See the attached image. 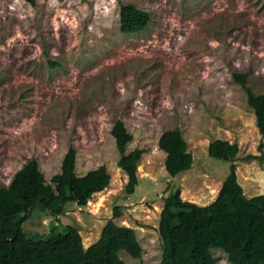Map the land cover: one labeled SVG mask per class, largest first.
Returning <instances> with one entry per match:
<instances>
[{
  "label": "rangeland",
  "instance_id": "obj_1",
  "mask_svg": "<svg viewBox=\"0 0 264 264\" xmlns=\"http://www.w3.org/2000/svg\"><path fill=\"white\" fill-rule=\"evenodd\" d=\"M129 4L151 15L146 31H120V8ZM238 73L255 95L264 93V0H0V188L32 159L51 184L71 147L79 176L101 166L111 175L86 207L69 203L54 217L38 205L26 233L75 226L87 249L112 219L135 229L144 250L141 260L120 252L126 264H161L164 199L180 190L183 200L207 206L230 173V162L209 157L216 140L238 145L245 195L264 194V159L245 161L264 155V135ZM117 121L133 135L127 151L145 152L134 194L117 165ZM174 129L194 163L173 178L158 141ZM213 255L231 264L223 251Z\"/></svg>",
  "mask_w": 264,
  "mask_h": 264
},
{
  "label": "trees",
  "instance_id": "obj_2",
  "mask_svg": "<svg viewBox=\"0 0 264 264\" xmlns=\"http://www.w3.org/2000/svg\"><path fill=\"white\" fill-rule=\"evenodd\" d=\"M26 1L36 4V0ZM150 22L148 12L133 4L121 6L123 34L142 33ZM233 78L246 91L259 133L264 135V93L252 92L247 74H234ZM111 134L120 155L117 165L127 176L126 192L134 194L139 185L138 166L145 152L140 148L127 151L133 135L124 122L117 121ZM158 146L166 153L165 169L171 177L192 168L194 158L180 129L164 132ZM258 149L263 152L264 143ZM238 153V145L229 141L216 140L209 145V157L231 163L230 173L211 204L200 206L185 201L180 190L164 199L159 225L161 264H216L214 249L223 251L231 264H264V194L252 198L245 195L234 164ZM263 159V154L249 155L245 161ZM76 161L77 151L71 147L62 161L61 173L48 184L39 162L32 159L17 171L9 186L0 188V264H126L119 256L122 251L142 259L144 250L136 230L119 226L112 219L100 239L87 249L75 226H66L62 232L53 228L46 237L26 233L24 223L38 205L42 211L59 217L67 204L86 207L95 194L109 187L107 167L79 176ZM119 215L116 208L114 217Z\"/></svg>",
  "mask_w": 264,
  "mask_h": 264
}]
</instances>
